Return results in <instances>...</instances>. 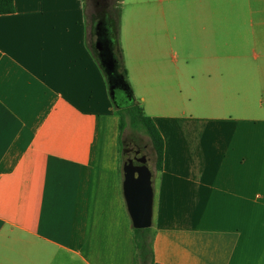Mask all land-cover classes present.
<instances>
[{"label": "crops", "instance_id": "crops-1", "mask_svg": "<svg viewBox=\"0 0 264 264\" xmlns=\"http://www.w3.org/2000/svg\"><path fill=\"white\" fill-rule=\"evenodd\" d=\"M121 8L132 92L165 140L154 264H264V0ZM0 53V264H137L85 0H15Z\"/></svg>", "mask_w": 264, "mask_h": 264}, {"label": "trees", "instance_id": "trees-1", "mask_svg": "<svg viewBox=\"0 0 264 264\" xmlns=\"http://www.w3.org/2000/svg\"><path fill=\"white\" fill-rule=\"evenodd\" d=\"M119 5L109 6L105 11L107 16V27L105 29V37L110 43L114 55L117 59L116 78L119 85L114 89L113 102L119 115V144L121 152L127 148V142L134 144L137 142L136 135H146L152 145V149L156 156V171L161 172L164 165L165 154V140L159 128L151 117L146 115L143 107L139 101L134 97L132 87L128 77V70L125 65L123 49L120 41V24H121V3ZM15 12V0H0V15L13 14ZM98 18L91 24L87 22L89 30L90 44L92 46L95 57L98 60L97 53L94 48L96 35L94 27ZM1 58V53H0ZM99 61V60H98ZM108 80V78H107ZM109 83V80H108ZM114 79L112 85H114ZM123 97V99H121ZM130 129L132 135L126 138V132ZM126 139V140H125ZM138 143V142H137ZM123 173V168H121ZM136 250H137V264H154L155 255L153 250L154 235L152 228L148 229H135L133 227Z\"/></svg>", "mask_w": 264, "mask_h": 264}, {"label": "water", "instance_id": "water-1", "mask_svg": "<svg viewBox=\"0 0 264 264\" xmlns=\"http://www.w3.org/2000/svg\"><path fill=\"white\" fill-rule=\"evenodd\" d=\"M105 29L97 23L94 48L101 67L108 80L111 97L114 98V89L119 85L116 78L117 59L112 47L105 37ZM114 79L115 84L112 85ZM123 194L132 226L135 229L152 227L154 215V187L153 172L145 156L130 158L125 161Z\"/></svg>", "mask_w": 264, "mask_h": 264}, {"label": "rangeland", "instance_id": "rangeland-1", "mask_svg": "<svg viewBox=\"0 0 264 264\" xmlns=\"http://www.w3.org/2000/svg\"><path fill=\"white\" fill-rule=\"evenodd\" d=\"M112 5H119V0H85L87 22L91 24L96 18H98L103 12H105L109 6ZM130 135H132V131L128 129L125 137L128 138ZM135 137V140H137L138 143L135 142L134 144H132L130 142H127L126 147H133L135 148V150L140 151V154L148 159L150 167L154 171L156 165V156L152 149V145L149 138L141 133L137 134ZM123 151L124 149L121 152L122 168H124L125 161H127V158L125 157Z\"/></svg>", "mask_w": 264, "mask_h": 264}, {"label": "flooded vegetation", "instance_id": "flooded-vegetation-1", "mask_svg": "<svg viewBox=\"0 0 264 264\" xmlns=\"http://www.w3.org/2000/svg\"><path fill=\"white\" fill-rule=\"evenodd\" d=\"M100 22V24H101V27H102V29H106V27H107V16H106V14H105V12H103L99 17H98V20H97V22H96V24H95V27H94V33H95V30H96V26H97V23H99ZM105 32V31H104ZM97 38V37H96ZM118 87V86H117ZM116 87V88H117ZM121 99H123V97L121 98ZM124 155H125V157L127 158V160L128 159H130V158H134V157H136V156H138V157H141L142 155L140 154V151H137V150H135V148H124Z\"/></svg>", "mask_w": 264, "mask_h": 264}]
</instances>
